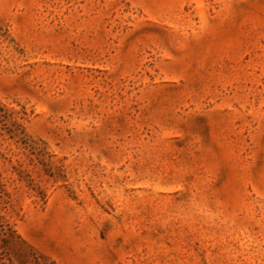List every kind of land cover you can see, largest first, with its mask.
Masks as SVG:
<instances>
[{
	"label": "rangeland",
	"instance_id": "obj_1",
	"mask_svg": "<svg viewBox=\"0 0 264 264\" xmlns=\"http://www.w3.org/2000/svg\"><path fill=\"white\" fill-rule=\"evenodd\" d=\"M0 264H264V0H0Z\"/></svg>",
	"mask_w": 264,
	"mask_h": 264
}]
</instances>
